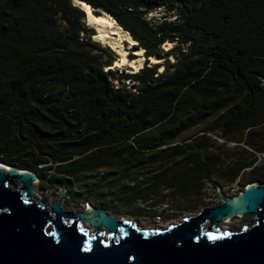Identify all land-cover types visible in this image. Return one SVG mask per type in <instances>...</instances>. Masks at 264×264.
<instances>
[{
	"label": "trees",
	"instance_id": "16d2710c",
	"mask_svg": "<svg viewBox=\"0 0 264 264\" xmlns=\"http://www.w3.org/2000/svg\"><path fill=\"white\" fill-rule=\"evenodd\" d=\"M79 1L111 14L148 60L175 61L160 72L159 63L131 74L106 70L118 56L94 52L111 48L82 36L93 27L74 0H0V161L34 170L38 183L67 193L101 169L154 166L145 183L119 195L125 207L148 201L157 185L191 198L218 171L234 182L257 165L255 155L232 164L205 155L196 145L205 134L176 143L208 124L226 140L259 145L264 0ZM161 7L176 18L147 20ZM170 41L174 46L164 50ZM252 174L249 183L264 184V165Z\"/></svg>",
	"mask_w": 264,
	"mask_h": 264
},
{
	"label": "water",
	"instance_id": "95a60500",
	"mask_svg": "<svg viewBox=\"0 0 264 264\" xmlns=\"http://www.w3.org/2000/svg\"><path fill=\"white\" fill-rule=\"evenodd\" d=\"M38 181L36 171L0 161V264H264L259 182L235 197L218 188L220 204L150 230L104 209L67 210L65 188L48 208L35 199Z\"/></svg>",
	"mask_w": 264,
	"mask_h": 264
},
{
	"label": "rangeland",
	"instance_id": "374dc122",
	"mask_svg": "<svg viewBox=\"0 0 264 264\" xmlns=\"http://www.w3.org/2000/svg\"><path fill=\"white\" fill-rule=\"evenodd\" d=\"M97 12L100 14L107 13L100 9H98ZM176 14L177 13L169 12L165 7H161L149 13L147 20L153 22H159L165 18L172 20L176 18ZM109 15L112 16L111 14ZM112 18L116 21V24H119L113 16ZM59 23L61 24L62 29H66L68 26L63 20H59ZM92 30V32H89L90 34H82V36L85 38L91 37L92 40H96L97 37L93 35V32L97 33V30L95 28ZM100 44L107 47V45L103 44L102 42ZM122 45L127 49L130 59L138 58L137 55L131 54L132 50L131 48L129 49L130 45L127 42H124ZM173 46L174 44L172 47ZM162 48H164V50L171 49L167 46V43H165ZM111 49H107L103 52L94 50V52L104 53V59H107L110 54L113 56L117 55V59H119L120 57L118 53L114 50L112 51ZM159 60L161 61L157 63L162 66L160 69L158 68L160 72L163 70V68L168 67L170 62L172 63L175 61V57L171 56L167 59ZM115 62L112 66L107 67L106 70L112 69L113 71H117L118 74H131L140 70V68H135L128 65L116 67ZM145 66H153L151 59L148 60L146 54L142 64H140V67L142 68ZM126 83L128 82L126 81ZM208 126L210 125L205 124L190 129L183 138L178 139L176 144L191 142L193 139L200 138L205 134L206 137H204L202 141L199 140L198 143H196V145L200 144L205 155L221 154L223 159L228 164H232V162H235L238 158L244 156L251 158L253 155H255L258 157L257 165L244 170L241 176L234 182H228L225 180L221 172L218 171L210 179L204 181V186L201 193L199 195L192 196L191 198L175 197L173 196V191H171V189L166 188L165 185H157L151 187L148 190V201H137L133 206L130 207L119 205V195L123 191H130L134 183H145L146 179L150 178L157 171L153 169L154 166L138 167L130 173H110L107 172V169H101L100 172L92 174L86 180L81 179L77 181V185L73 191L66 193L63 200V207L72 211H81L91 207L104 209L111 215H114L118 218L138 220L143 229L155 230L159 228H166L171 224H176L184 217L197 213L205 207L220 204L221 202L218 203V200H220V192L230 197L239 195L241 189L243 187L246 188L251 183H249L248 180L253 176V170L264 165V146L262 145L264 144V126L260 127V129H258V131H260L256 134L255 138L259 141V145L256 147L245 146L246 144L243 142L238 144L233 140H226L223 136H221V132L209 131L207 128ZM189 137H191L189 140L184 141V139ZM244 147L248 148L249 153L243 151ZM176 169L177 166H174L172 171L176 172ZM237 187H239L238 191L234 192L233 189ZM218 188L220 189V192L218 191ZM35 189L37 195L36 198L39 202L43 199V197L47 198L49 205L48 208H50V205L56 200L57 193L60 190L58 187L42 185L38 182L35 183ZM163 199L164 201H162ZM115 208H117V211L114 210Z\"/></svg>",
	"mask_w": 264,
	"mask_h": 264
},
{
	"label": "bare ground",
	"instance_id": "6f19581e",
	"mask_svg": "<svg viewBox=\"0 0 264 264\" xmlns=\"http://www.w3.org/2000/svg\"><path fill=\"white\" fill-rule=\"evenodd\" d=\"M75 5L79 6L82 10H84L87 14L86 23L88 26L93 27L97 30L95 36L97 39L95 41L99 43L106 44L107 47L112 48V50L116 51L119 55V59L116 60V67H122L125 65L133 66L135 68H142L140 64H142L143 59L145 57L144 48L134 49L131 45H136L137 40H135L130 33L124 30L119 24H116V21L107 13L97 14L93 11V8L90 4L74 0ZM120 37V38H119ZM127 42L131 48L132 53L138 56L137 59H130L127 49L123 47V43ZM174 43L167 42V46L172 48ZM161 60L151 57V62L156 64ZM139 63V64H137ZM37 195L35 193V199ZM88 209V208H87ZM91 209V208H89ZM158 228V227H157Z\"/></svg>",
	"mask_w": 264,
	"mask_h": 264
},
{
	"label": "built area",
	"instance_id": "2783aa9c",
	"mask_svg": "<svg viewBox=\"0 0 264 264\" xmlns=\"http://www.w3.org/2000/svg\"><path fill=\"white\" fill-rule=\"evenodd\" d=\"M238 189H239V187H237V188H234L233 190H234V192H237L238 191ZM221 202V199L220 200H218V203H220Z\"/></svg>",
	"mask_w": 264,
	"mask_h": 264
},
{
	"label": "flooded vegetation",
	"instance_id": "af4514ba",
	"mask_svg": "<svg viewBox=\"0 0 264 264\" xmlns=\"http://www.w3.org/2000/svg\"><path fill=\"white\" fill-rule=\"evenodd\" d=\"M89 227H90V226H89ZM92 228H94V227H92ZM101 230L106 232V228H105V227H102Z\"/></svg>",
	"mask_w": 264,
	"mask_h": 264
}]
</instances>
